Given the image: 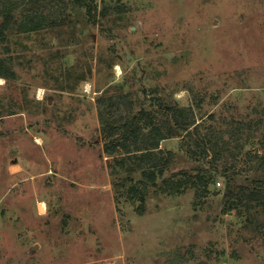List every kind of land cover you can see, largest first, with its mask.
<instances>
[{"label": "rangeland", "instance_id": "374dc122", "mask_svg": "<svg viewBox=\"0 0 264 264\" xmlns=\"http://www.w3.org/2000/svg\"><path fill=\"white\" fill-rule=\"evenodd\" d=\"M30 8L43 28H22ZM13 18L0 264H264V0H26ZM173 107L195 125L161 142L154 182L105 152L114 123Z\"/></svg>", "mask_w": 264, "mask_h": 264}, {"label": "trees", "instance_id": "16d2710c", "mask_svg": "<svg viewBox=\"0 0 264 264\" xmlns=\"http://www.w3.org/2000/svg\"><path fill=\"white\" fill-rule=\"evenodd\" d=\"M44 0H30V3H40ZM76 3L82 4L84 0H75ZM3 8L0 10L1 15H5L3 23H0V40L7 39L5 32L10 29L11 23L13 22V13L21 9L26 0H0ZM90 13V12H89ZM26 21L22 23V28L26 31L37 30L43 28L47 22V16L41 14L40 9H28ZM54 23L56 20H53ZM0 77L3 79H16V75L10 65L6 64L5 61L0 59ZM172 116L170 120H164L156 122L147 116L146 113H141L140 116L132 119L122 120V122L116 127L115 123L113 127L108 129V136L105 137V152L112 155V157H118V149L125 151V156L128 157L121 159L126 161L128 159L135 160L137 168L142 171V175L145 180L154 182L156 180L157 169L166 166L169 158L173 155L172 152H166L163 150L162 156L155 155L154 153L159 152L160 144L163 140L171 139L175 136V130L189 133L192 126L195 125L194 120H190L192 117L188 109H180L177 107L169 108L168 110ZM189 112V113H188ZM193 121V122H191ZM118 123V122H117ZM116 127V128H114ZM148 129V130H146ZM119 133V135H118ZM198 144L201 143L200 139L197 138ZM159 150V151H157ZM119 163V167L124 168V163ZM131 172L133 168H125ZM231 171V168H226L220 173L227 175ZM200 180H204L201 179ZM186 183V182H185ZM204 189H207L206 181L203 182ZM184 185L180 182L179 186ZM229 189L227 188V194L229 195ZM241 195L236 194L238 203L246 202L250 199H257L260 197V193L250 194L246 201L243 200Z\"/></svg>", "mask_w": 264, "mask_h": 264}, {"label": "bare ground", "instance_id": "6f19581e", "mask_svg": "<svg viewBox=\"0 0 264 264\" xmlns=\"http://www.w3.org/2000/svg\"><path fill=\"white\" fill-rule=\"evenodd\" d=\"M119 68V66H117ZM120 74V73H119ZM0 83H4V79L0 77ZM42 96V95H41ZM40 206L42 208V210H44L46 208L45 206V203L44 202H41L40 203Z\"/></svg>", "mask_w": 264, "mask_h": 264}]
</instances>
